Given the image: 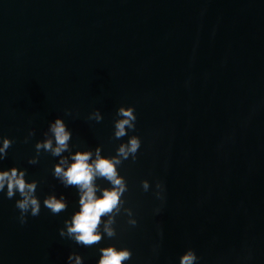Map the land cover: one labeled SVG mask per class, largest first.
<instances>
[{
  "label": "water",
  "instance_id": "water-1",
  "mask_svg": "<svg viewBox=\"0 0 264 264\" xmlns=\"http://www.w3.org/2000/svg\"><path fill=\"white\" fill-rule=\"evenodd\" d=\"M122 105L142 140L120 169L138 225L118 217L115 239L80 247L59 236L78 197L53 178L57 158L28 160L56 117L80 149L115 154ZM96 109L99 123L87 119ZM4 136L0 168H27L41 201L63 193L69 207L21 225L0 194V264H66L73 251L96 264L109 243L132 249L127 264H179L187 248L200 264H264V0H0ZM145 179L164 184L159 214Z\"/></svg>",
  "mask_w": 264,
  "mask_h": 264
},
{
  "label": "clouds",
  "instance_id": "clouds-1",
  "mask_svg": "<svg viewBox=\"0 0 264 264\" xmlns=\"http://www.w3.org/2000/svg\"><path fill=\"white\" fill-rule=\"evenodd\" d=\"M66 116L72 115L71 110L65 111ZM87 119L97 123L103 120L99 109L92 111ZM136 109L134 106H120L113 120V136L122 141L115 149V154L104 155L103 147L94 149H80L72 143L73 132L63 117H56L50 121L43 139L35 143V155L28 160V164L36 165L42 153H47L57 162L52 167V176L64 188H74L77 208L59 229V236L73 241L80 247H93L103 240H113L117 237V218L126 216V223L132 227L138 225L134 211L126 206V193L129 191L128 182L121 174V167L125 161L135 162L142 147L139 135L130 134L136 130ZM35 129H31L25 137L27 143L35 136ZM127 137V140H123ZM13 139L0 137V161L8 156V150ZM39 180H29L27 168L12 166L0 168V194L7 199H15V208L19 210L17 217L21 225L27 223L29 216L40 214L42 206L53 215L66 211L69 201L63 193L47 194L43 200L37 195ZM144 192L153 191L161 206L154 211L159 214L165 200L163 182L157 181L155 188L145 179L140 182ZM18 197V198H17ZM162 235V233H161ZM158 247L153 251L158 254ZM96 264H127L133 257V251L127 246L109 243L97 248ZM201 257L193 248H187L178 258L179 264H200ZM66 264H85V259L73 251L67 256Z\"/></svg>",
  "mask_w": 264,
  "mask_h": 264
}]
</instances>
